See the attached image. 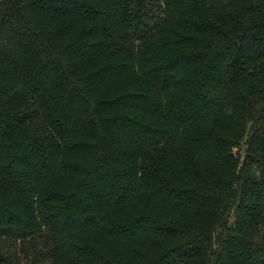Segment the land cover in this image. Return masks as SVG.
Masks as SVG:
<instances>
[{
	"label": "trees",
	"instance_id": "obj_1",
	"mask_svg": "<svg viewBox=\"0 0 264 264\" xmlns=\"http://www.w3.org/2000/svg\"><path fill=\"white\" fill-rule=\"evenodd\" d=\"M0 264H264V0H0Z\"/></svg>",
	"mask_w": 264,
	"mask_h": 264
}]
</instances>
